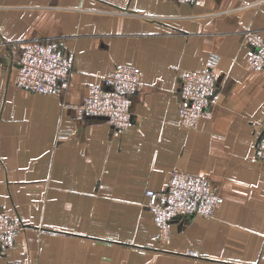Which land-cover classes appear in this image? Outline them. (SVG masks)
Wrapping results in <instances>:
<instances>
[{
	"label": "crops",
	"instance_id": "0c3cea01",
	"mask_svg": "<svg viewBox=\"0 0 264 264\" xmlns=\"http://www.w3.org/2000/svg\"><path fill=\"white\" fill-rule=\"evenodd\" d=\"M246 28L264 34V0H0V206L24 226L0 264H264V68L246 67ZM35 39L73 51L66 88L16 85ZM212 53L217 104L184 127L179 77ZM118 65L138 72L130 125L63 107ZM173 170L210 178L215 218L160 232L144 191Z\"/></svg>",
	"mask_w": 264,
	"mask_h": 264
},
{
	"label": "built area",
	"instance_id": "2783aa9c",
	"mask_svg": "<svg viewBox=\"0 0 264 264\" xmlns=\"http://www.w3.org/2000/svg\"><path fill=\"white\" fill-rule=\"evenodd\" d=\"M243 39L247 46L246 67L253 71L261 70L264 68V34L246 28ZM17 62V86L33 93L52 94L68 85L73 68V51L53 41L35 39L22 48ZM217 65L218 56L212 53L202 68L189 70L179 77L178 114L182 126L193 128L201 118L211 116L218 99ZM138 81V72L133 67L118 65L109 68L99 83L86 86L80 103L64 104L63 107L74 108L80 116H105L114 130H121L132 122L131 94L136 90ZM69 134V131L59 129L57 136L65 138ZM255 154L264 159V121L255 143ZM144 194L150 198L146 207L160 232H164L173 220L196 215L215 218L216 210L222 203V196L213 187L210 178L183 170H173L164 189H146ZM23 227L0 206V253L12 246L15 235Z\"/></svg>",
	"mask_w": 264,
	"mask_h": 264
},
{
	"label": "water",
	"instance_id": "95a60500",
	"mask_svg": "<svg viewBox=\"0 0 264 264\" xmlns=\"http://www.w3.org/2000/svg\"><path fill=\"white\" fill-rule=\"evenodd\" d=\"M94 118H97V119H103V120H106L107 118L105 116H94ZM259 138V137H258ZM258 140V139H257Z\"/></svg>",
	"mask_w": 264,
	"mask_h": 264
}]
</instances>
